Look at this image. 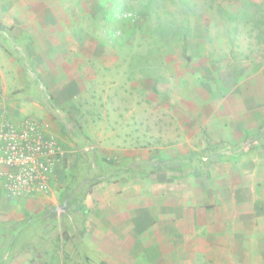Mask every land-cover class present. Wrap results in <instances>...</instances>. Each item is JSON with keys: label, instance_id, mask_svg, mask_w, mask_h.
Listing matches in <instances>:
<instances>
[{"label": "rangeland", "instance_id": "1", "mask_svg": "<svg viewBox=\"0 0 264 264\" xmlns=\"http://www.w3.org/2000/svg\"><path fill=\"white\" fill-rule=\"evenodd\" d=\"M0 128V264L104 262L105 217L143 216L158 176L263 196L264 0H0ZM219 239L197 264H264Z\"/></svg>", "mask_w": 264, "mask_h": 264}, {"label": "crops", "instance_id": "2", "mask_svg": "<svg viewBox=\"0 0 264 264\" xmlns=\"http://www.w3.org/2000/svg\"><path fill=\"white\" fill-rule=\"evenodd\" d=\"M32 129L34 131V127ZM158 177L159 194L147 199L143 216L127 214L122 217L117 214L114 217L109 214L105 217L107 220L102 223L109 229L106 262L96 255L94 247L88 250L98 264H197V237L204 234L220 237L219 242L223 244L220 252L226 258L239 253L242 244L250 249L253 243L264 242L261 239L264 233V195L235 193L218 201H206L200 197L204 186L196 190L193 176ZM222 177L233 178L231 174ZM235 182L237 187L241 186L237 176ZM253 185L247 186L253 188ZM101 226H96L95 236L105 234L100 230ZM134 235L144 236L141 238L143 245L133 249L119 248L121 242H127V238L122 241V236ZM85 239L87 241V237Z\"/></svg>", "mask_w": 264, "mask_h": 264}, {"label": "built area", "instance_id": "3", "mask_svg": "<svg viewBox=\"0 0 264 264\" xmlns=\"http://www.w3.org/2000/svg\"><path fill=\"white\" fill-rule=\"evenodd\" d=\"M15 138V135L14 134H6L1 130L0 128V162H1V152H2V146H1V143H4V142H10V144L8 145V148L6 149L5 153H6V156H5V161L8 163V164H13L14 161H15V155H16V151H17V144L16 142L14 143L13 140ZM9 139V140H7Z\"/></svg>", "mask_w": 264, "mask_h": 264}, {"label": "trees", "instance_id": "4", "mask_svg": "<svg viewBox=\"0 0 264 264\" xmlns=\"http://www.w3.org/2000/svg\"><path fill=\"white\" fill-rule=\"evenodd\" d=\"M183 51L184 52L186 51V44H184V46H183ZM208 157H209L210 161H214V159L211 156H208ZM191 160H192V158L187 157L186 159H179V160H176L175 162L176 163H185V162H191ZM91 264H97V263L92 262Z\"/></svg>", "mask_w": 264, "mask_h": 264}]
</instances>
